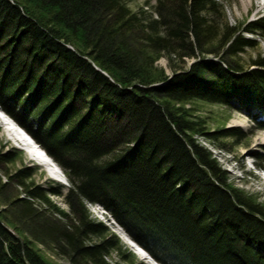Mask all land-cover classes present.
I'll use <instances>...</instances> for the list:
<instances>
[{
  "label": "trees",
  "instance_id": "obj_1",
  "mask_svg": "<svg viewBox=\"0 0 264 264\" xmlns=\"http://www.w3.org/2000/svg\"><path fill=\"white\" fill-rule=\"evenodd\" d=\"M218 1L158 0L153 17L130 0H0V106L69 181L63 192L29 166L3 170L0 264H60L38 244L69 264H147L88 202L162 264H264L262 203L195 137L246 134L208 130L189 105L236 100L264 129V55L241 58L264 14L240 29ZM256 157L264 167V149ZM15 159L0 153V168Z\"/></svg>",
  "mask_w": 264,
  "mask_h": 264
},
{
  "label": "rangeland",
  "instance_id": "obj_2",
  "mask_svg": "<svg viewBox=\"0 0 264 264\" xmlns=\"http://www.w3.org/2000/svg\"><path fill=\"white\" fill-rule=\"evenodd\" d=\"M218 3L220 5V9L218 11L219 15L222 14L221 17L223 16L222 18L225 21H227L230 25L240 27V29L242 27H245L248 21L253 20L261 14H264V8H260V6L256 3L252 6L247 7L248 9L241 3V0H220L218 1ZM157 4L158 0H130V5L133 9L137 11L143 9L145 15L149 16L151 14L153 15V17H157L158 15L155 8ZM245 35L253 37L256 41V46L247 47L245 51L242 52L241 58L245 66H254V64H252V60L256 58L257 53L264 55V32H245ZM191 61L192 58L186 57L183 63L185 62L184 64L188 65ZM157 62L159 65L165 66L168 72L171 71L169 68V60L166 56H162ZM189 105L192 106L193 112L196 116L200 115L204 117L208 130H216L224 125L226 127H240L241 130L245 132L246 136L242 138L229 136L216 138L215 140H209L204 136L195 137L202 145L212 151L217 160L228 171L230 181L233 182V184H235L236 186L243 188L246 192L256 197V199L262 203L261 205L264 208V172H261L255 162L257 153L262 152V150L264 149V129L256 128L254 126L253 120L250 118L249 114L238 107V102L236 100H233L231 105H225L202 99H194L192 100V102H190ZM0 112L8 117L11 125L15 129L17 128L18 130H16L20 131V134L26 133V129L6 111L5 113L0 109ZM26 135H28V137L32 139L31 141L34 142L36 146H38L34 139L28 133H26ZM39 150L42 149L39 147ZM7 152H11L12 155L16 156V159L13 162L4 164V167H2L3 169L0 168V176L2 178L6 179L5 175L3 174V170H13L19 167L29 166L35 172L33 175L34 181L40 183L42 186L50 188L52 186H55L56 183L65 185L63 182L56 179L57 176H55V178L50 177L49 173L42 165L38 163V161H36V159H32V157L29 156L24 148L18 146V144H16V142L12 138H10L7 133L4 132V127L2 126V124H0V153ZM46 156L56 166L58 165L50 156H48L47 154ZM57 167L59 170H61L62 174L65 177L66 174L62 167H60L59 165ZM68 186L69 184L65 186L63 192L66 191V187ZM52 198L56 202V204H58L62 208H69L64 195L53 194ZM88 209L93 218L107 223L110 228L121 238L125 245L134 252L138 259L143 260L144 262L149 264L146 259L140 256V252L138 253L134 251V248H131L126 243L123 236H128L127 231L119 222L117 223L120 225L121 230L117 228L114 223H112L111 220H113L114 218L106 208L98 203L88 202ZM114 220L116 221V219ZM8 228L13 231L10 227ZM37 246L47 257H50L60 264H69L67 259L49 251V249H47L44 245L38 244ZM108 259L118 260L119 256L116 252H113L112 255L108 256Z\"/></svg>",
  "mask_w": 264,
  "mask_h": 264
},
{
  "label": "bare ground",
  "instance_id": "obj_3",
  "mask_svg": "<svg viewBox=\"0 0 264 264\" xmlns=\"http://www.w3.org/2000/svg\"><path fill=\"white\" fill-rule=\"evenodd\" d=\"M241 3L246 8L249 6H252L255 3L258 4L260 6V8H264V0H241ZM0 124H2V126L4 127V132L7 133L10 136V138H12L16 142V144H18V146L24 148L27 151V153L29 154V156L32 157V159H36V161H38V163L40 165H42L45 168V170L49 173L50 177L55 178V176H57L56 179L58 181L63 182L65 184V186H67L69 184L67 177L66 176L64 177L61 170L58 169V167H57L58 165L56 166L50 159H48V157L46 156L47 153L40 147V145H38L37 142L34 140L36 142V144L44 152L42 150H39V147L36 146L35 143L31 141L32 139L30 137H28V135H26L27 132L25 130L24 131L26 133L20 134L19 133L20 131H17L18 129L16 128L17 129L16 130L11 125V122L8 119V117L1 112H0ZM113 220H111L112 223H114L116 225V227L121 230L120 225L117 223V221L114 220L115 221L114 222ZM122 232H124V231H122ZM123 238L131 248H134V251H136L138 253L140 252L139 253L140 256L142 258L146 259V261L149 264H159L160 263L157 260H155L147 250H144L141 247H139L138 244L136 242H134L130 237L124 235Z\"/></svg>",
  "mask_w": 264,
  "mask_h": 264
},
{
  "label": "water",
  "instance_id": "obj_4",
  "mask_svg": "<svg viewBox=\"0 0 264 264\" xmlns=\"http://www.w3.org/2000/svg\"><path fill=\"white\" fill-rule=\"evenodd\" d=\"M0 109L2 110V111H4L2 108H1V106H0ZM5 112V111H4ZM6 113V112H5ZM12 118V117H11ZM26 132L35 140V138L32 136V134H30L27 130H26ZM37 144L38 145H40V147L47 153V155L48 156H50L52 159H53V161L54 162H56L57 163V161L47 152V150L37 141ZM58 164V163H57ZM59 165V164H58ZM60 166V165H59ZM115 219V218H114ZM128 236L129 237H131V235L130 234H128ZM131 239L134 241V242H136L137 244H138V246L139 247H141L142 249H144V250H146L143 246H141L140 244H139V242H137L134 238H132L131 237ZM161 263V262H160ZM162 264V263H161Z\"/></svg>",
  "mask_w": 264,
  "mask_h": 264
}]
</instances>
